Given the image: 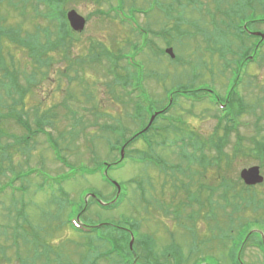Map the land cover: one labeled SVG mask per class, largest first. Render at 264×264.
<instances>
[{
  "label": "rangeland",
  "instance_id": "rangeland-1",
  "mask_svg": "<svg viewBox=\"0 0 264 264\" xmlns=\"http://www.w3.org/2000/svg\"><path fill=\"white\" fill-rule=\"evenodd\" d=\"M170 1L55 0L60 12L53 19L45 1L35 10L30 6V15L24 18L8 0H0V67L4 68L0 97L6 100L2 113H10L0 121V130L6 133H0V264H128L120 247L99 240L116 227L148 241L149 264H174L176 255L185 258L177 264H231L234 236L251 227L264 238V183L243 189L240 201L233 198L234 183L243 188V169L259 165L264 175V155L239 153L231 162L214 157L227 132L225 124L218 125L217 106L175 98L174 93L176 105L166 118L178 125L159 120L162 130L145 136L153 146L138 139L126 145L123 158L114 148L147 125L144 111L152 106L149 96L158 110L167 106L166 91L172 87L212 86L225 98L237 75L235 68L231 75L229 69L244 44L229 23L264 19V0H173L174 5L168 6ZM70 10L85 17L86 26L77 33L67 28L71 42L64 44L57 41L58 14ZM10 24L21 27L24 39L39 26L48 27L44 40L67 52L50 53L54 63L49 66L47 54L35 58L26 48L14 47L8 37L2 38ZM257 25L252 24L264 33V22ZM147 26L153 30L149 45ZM245 44L250 46L251 41ZM169 47L175 58L166 54ZM258 56L257 61L246 62L227 97L248 106L238 129L227 132V153L233 154L238 142L243 149L254 147V139L264 142V44ZM80 64L85 69H79ZM8 68L17 71L24 87L29 85L16 111L8 107L18 97L7 96V82L14 79ZM119 74L127 75L128 87L121 86ZM137 99L145 100L144 111L133 109ZM15 113L23 114L33 128L34 119L43 114L45 128L39 134L24 130L11 117ZM47 137L57 151L50 148ZM104 162L110 164L108 177L120 184L119 189L107 181L104 169L82 175L87 168L105 166ZM224 179L231 186L227 198L221 196ZM87 196L83 223L108 227L92 235L69 224ZM97 198L114 207L100 208ZM251 243L243 247L242 259L264 264ZM139 260L138 264L146 263Z\"/></svg>",
  "mask_w": 264,
  "mask_h": 264
},
{
  "label": "trees",
  "instance_id": "trees-1",
  "mask_svg": "<svg viewBox=\"0 0 264 264\" xmlns=\"http://www.w3.org/2000/svg\"><path fill=\"white\" fill-rule=\"evenodd\" d=\"M41 1H45V4L47 6H50L49 16H51L54 19L55 16L57 15L55 13L57 11L60 12V7L55 3V0H53V1L52 0H8V4L16 12H18L24 18H26V16L28 17L30 15V14H27L28 8L30 6L34 10H35L36 7L39 8ZM62 1L63 0H59V3H61ZM65 14H66L65 11H63L62 14H58L61 20H59L60 23L58 25V30H57V41H59L60 43L68 44V43L71 42V40L69 39L71 34H70V31L68 30L69 26H68V23L66 22V15ZM257 21L258 20H251V21H247V23H248V25L249 24L251 25V24H253V23L257 22ZM238 24L239 23H237L236 26ZM8 26H9L8 31H6L4 33L1 32V34L4 35V37L2 36V38H7L8 37L7 39H10L11 42H14L16 44L14 47H16L18 49H22V47L26 48L27 50L30 51L32 56L35 57V58H39V57L47 54L48 55V58H47L48 59V65L52 61V57H51L50 53H52L54 51H58V52H62V53L63 52H67L66 48H61V47L56 48L55 46H53L51 44H48V42H46L44 40V36L47 35L49 33V31H50V28H48V27H40L39 26L37 28V32H33V34H29L28 38L24 39V37H22V35L20 37V33L22 32V30H21V27L19 25H18V27H10L11 24L8 25ZM239 28H242V26L240 25ZM61 29H63L62 32L60 31ZM237 34H238L237 36H240L239 35L240 33H237ZM19 37H20V39H19ZM32 38H35V40H37L38 43L37 42L36 43H27V41L29 39H32ZM222 54L224 55V52H222ZM9 55H10V59H12L13 58V53L11 51L9 52ZM66 56H67V54H66ZM66 59L68 60V56L66 57ZM0 70L4 74V68L2 66L0 67ZM8 71L11 74H13L14 79H12L9 83L7 82V84H8L7 96L9 95L11 100L14 99V97L12 95L18 96L13 103L11 102L9 104L8 107L10 108L9 111H11V110L12 111H16V106H18V100H19V98H21L25 94V91H28L29 85L27 87H24L21 84V80H20V77H19V74L17 73V71L10 70L9 68H8ZM119 75H121V78H122L120 83L127 84L128 83L127 75H123V74H119ZM119 75H117L118 80H119V77H120ZM66 76L68 77L70 82H73L74 78L72 76H70L68 74V72L66 73ZM176 93H178V92H176ZM5 104H6V100L4 98L0 97V121L4 120L5 117H8L10 115V113H2L3 109L5 108ZM11 117H13L16 121H18L19 124L24 128V130H27V131H29L31 129V130L36 131L37 134H39V133L42 132L41 129L45 128V125L43 123H44V119H46V116H44L43 114L38 116V117H36V120L34 119V123H35V127L34 128L29 124V122L27 120L24 119V116L21 113L19 115L17 113H15V114L11 115ZM0 133L6 134L2 130H0ZM23 137L26 138L25 135ZM225 139H226V137L221 139V142L218 145V152H217V154H215L216 156H214V157L219 156V159H222V157H225V159L227 161L231 162V161H233L234 156H236L239 153L247 155V156H253V157H259V156L262 157L264 155V142H262L261 140H255V139L252 140V141H256L255 142L256 144H255L254 147H249V149L241 148L239 146V142H238V145H235L233 154H231V153H227V152L224 151V148L227 145V141H225ZM47 141L50 143L51 147L55 151H57V146H55L53 144L52 139L50 137H47ZM210 149H213V145H211ZM238 149H239V151H238ZM203 155H205V154H203ZM260 161L262 162V160H260ZM101 169L102 170L105 169V166H100V167H96L94 169H88V170L85 169L83 174H85V173L94 174V173H97L98 171H100ZM217 169H218L219 175H220L222 173V171H221L222 169L220 167H218ZM0 173H1V170H0ZM240 181H241V179H240ZM241 184H242L243 188L239 189V188H237L239 184H236V182L234 183L235 194H234L233 198L235 200H239V201L244 197V193H246V191H244V190H246V189L250 190V188H251V187H248L245 184H243L242 181H241ZM220 186L224 187V190H225L224 194H222L221 196L224 197V198H227L228 190L231 187L229 185V183H228V180L224 179L223 182L220 183ZM12 193L14 194L13 191H12ZM228 202H229V200H228ZM233 204H235V203H233ZM88 205H89V203L86 205V207H84L85 209L82 207V209H81L82 212L87 209ZM110 207H114V206H109L108 208H110ZM69 222H70V220H69ZM71 226L73 228H75L73 225H71ZM94 231H97V230H94ZM114 234L115 233H112V232L111 233H107L105 235V239L103 240V242H104V244L107 243V244H109L111 246L120 247L121 251L125 252L128 255V257L126 256V259H125L126 263L134 264V260L135 259H137V260L138 259H142V260H144V262L149 264V248H148L149 244H148V241L146 239L136 240V242H135L134 251H137V249H140V251L144 250L143 254L144 253L148 254V255L146 254L147 256L146 255L145 256H141L142 255L141 254L139 256L140 257L139 258V257H134L133 256L132 250L130 249V245H129L130 235L128 233H125L124 230H122V231H119V234H117V236H115ZM242 239H243L242 236H240V237L237 238L238 241H235V243H234L235 246L237 245V248L235 250L236 252L234 254V258H235L236 264H240L239 261L237 260V256H238L237 255V250L242 244ZM190 251H191V255H192L194 251L193 250H190ZM123 257H125V255ZM175 257H176L175 258L176 263H174V264H177L178 262L179 263L180 262L184 263L182 261V260L185 259L184 257H181V255H176ZM178 257H180V258H178ZM185 262H186V260H185ZM195 263H193V264H195ZM167 264H171V263H167Z\"/></svg>",
  "mask_w": 264,
  "mask_h": 264
},
{
  "label": "water",
  "instance_id": "water-1",
  "mask_svg": "<svg viewBox=\"0 0 264 264\" xmlns=\"http://www.w3.org/2000/svg\"><path fill=\"white\" fill-rule=\"evenodd\" d=\"M68 19L73 29L77 31H82L85 28V25H86L85 18L81 16L80 14H78L75 10H71L68 13ZM257 34L262 35V37L264 36L262 33H257ZM167 52L171 54L172 57H174V53L171 48L167 49ZM153 119L154 117L152 118V120ZM241 177L243 178L245 183L248 185H255V184L263 182L264 180V176L261 175L260 173L259 166H253L248 169H244L241 172Z\"/></svg>",
  "mask_w": 264,
  "mask_h": 264
},
{
  "label": "flooded vegetation",
  "instance_id": "flooded-vegetation-1",
  "mask_svg": "<svg viewBox=\"0 0 264 264\" xmlns=\"http://www.w3.org/2000/svg\"><path fill=\"white\" fill-rule=\"evenodd\" d=\"M147 29H148V45H149V26H147ZM255 31H257V30H256V29H253V28H249V30H248L247 32H248L249 35H251V36H256V35L253 34ZM257 43H259V42H257ZM260 44H262V43H259V44H258V47H260ZM204 88H206V86L199 87L198 89H204ZM208 90H209V91H208L209 94L213 96V100H215L216 103H218V104L220 103V104L223 105V106H225V104L230 103V99H229V98H226V94H227V92H226V94H225V98H223V97L220 95V93L216 90L215 87H212V86H211L210 88H208ZM259 238H260V237H259L258 235H254V239H255V241H254V243L252 244V247H255L256 249H258L259 252H262L261 255H262V259H263V261H264V251L261 250V248H260L259 245L257 244L258 241H259ZM249 245H250V244H249Z\"/></svg>",
  "mask_w": 264,
  "mask_h": 264
}]
</instances>
